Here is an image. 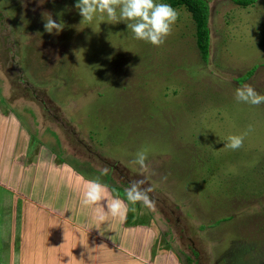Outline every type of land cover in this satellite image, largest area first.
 <instances>
[{
    "label": "rangeland",
    "instance_id": "374dc122",
    "mask_svg": "<svg viewBox=\"0 0 264 264\" xmlns=\"http://www.w3.org/2000/svg\"><path fill=\"white\" fill-rule=\"evenodd\" d=\"M206 1L207 61L184 6L156 46L124 21L84 19L77 0H0V236L19 235L26 206L35 264H58L50 245L94 247L88 229L105 240L99 264H125L124 229L149 221L175 264H264V104L235 99L245 83L264 93V0ZM244 133L242 147L225 146ZM94 179L104 198L85 206ZM134 183L138 201L127 195Z\"/></svg>",
    "mask_w": 264,
    "mask_h": 264
},
{
    "label": "clouds",
    "instance_id": "9594fccd",
    "mask_svg": "<svg viewBox=\"0 0 264 264\" xmlns=\"http://www.w3.org/2000/svg\"><path fill=\"white\" fill-rule=\"evenodd\" d=\"M76 7L83 18L89 21L99 20L113 24L124 21L134 34L135 39L156 46L165 42L179 16L178 11L163 0L161 2H157V0H77ZM53 23L56 31H61L64 27H61V23L58 24L54 21ZM235 99L240 103L259 106L264 104V93L245 83L236 88ZM246 134L230 135L225 146L232 150L239 149L243 145ZM145 159V152L141 151L137 154V163L141 166L144 165ZM139 183L142 184L143 181ZM137 188L138 185L134 183L128 190L127 195L130 201L141 200L142 193ZM104 189L105 186L99 179L89 181L81 201L82 204L88 206L101 201L104 198ZM143 203L147 204L148 201L144 199ZM108 207L113 214H118L119 205L109 204Z\"/></svg>",
    "mask_w": 264,
    "mask_h": 264
},
{
    "label": "crops",
    "instance_id": "0c3cea01",
    "mask_svg": "<svg viewBox=\"0 0 264 264\" xmlns=\"http://www.w3.org/2000/svg\"><path fill=\"white\" fill-rule=\"evenodd\" d=\"M10 122L11 125L14 126L13 123H16L15 117L11 119ZM0 142L1 143L3 142L2 136H0ZM7 176L10 177V175ZM2 187H7V186L5 185ZM5 190L6 188L4 189V191ZM23 209L25 216L22 215V220H20L21 231H19V235L16 236L15 229L11 227L9 228L11 232L9 233L8 237L0 236V264H35L34 258L31 256V254L29 255L30 252L26 250V242H25V238H26L25 233L28 229L27 227L28 222L32 220L34 217L33 216L28 217L27 214L28 211L25 212L26 206H23ZM59 214L62 215V219L65 220L64 217L65 214L64 215L62 213ZM67 215H68L67 217L71 221L70 227L73 230L75 227L76 217L75 215H69V214ZM100 220L101 222L104 223V219L100 218ZM89 222H91V220ZM112 225H114V223L110 221L106 229L110 228ZM131 225L132 226L130 228L124 229L125 231L123 230L124 232H128V234L131 236V240L129 241V243H127L129 245L127 246L126 249H120L119 250L120 253L117 252L119 255H121V259H119L120 261L126 259L127 263L125 264H175V262H177V260L175 259L176 258L175 254L171 251V249L168 246L160 247V249L157 248L159 247V245H157V240L159 239V237L156 228L152 226L151 221L145 224L132 223ZM54 232H55V226L53 225V227L51 226L50 231H48L49 234L48 240H50V238L53 237L52 234ZM87 235H90L89 237L95 243L94 247L90 246L93 243L86 244L85 242L84 245L86 247L83 248L80 243V248L75 247L78 250L75 253H70L71 250H69V248H67L65 251H59L60 246L56 248L55 246L50 245V247L45 251V253L49 254V257L52 254L54 255L55 253H57V256L58 254H60L58 264H99L100 263V256H99L100 251L98 250L99 243L105 242V240L102 239L99 234L95 233V231H91L90 229H88ZM65 236L67 237L65 239L64 245L67 243L68 241L67 239H71L69 236V232ZM114 245L119 246V244H114ZM130 245L134 248V250L129 248ZM118 246L116 247L118 248ZM137 246L139 247V249H136ZM105 247L112 249L111 248L112 246L105 245ZM40 254L41 253L39 252V255ZM80 254L82 256H85L86 260L89 257L90 259H92V262L88 261L87 263L85 261L78 260L79 257L81 258ZM45 264H50V260L47 261Z\"/></svg>",
    "mask_w": 264,
    "mask_h": 264
},
{
    "label": "trees",
    "instance_id": "16d2710c",
    "mask_svg": "<svg viewBox=\"0 0 264 264\" xmlns=\"http://www.w3.org/2000/svg\"><path fill=\"white\" fill-rule=\"evenodd\" d=\"M172 7H186L193 16V19L197 27V45L201 52V55L205 61L208 60L210 55L211 38L209 27V6L206 0H166ZM236 4L247 7L254 3V0H233ZM257 68H253L243 76L240 80H246L254 75ZM116 196H119L115 193ZM223 219L224 220H227ZM221 221L218 222V224ZM216 226V225H215Z\"/></svg>",
    "mask_w": 264,
    "mask_h": 264
}]
</instances>
